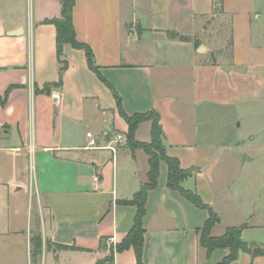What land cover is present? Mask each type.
<instances>
[{
	"label": "crops",
	"instance_id": "obj_1",
	"mask_svg": "<svg viewBox=\"0 0 264 264\" xmlns=\"http://www.w3.org/2000/svg\"><path fill=\"white\" fill-rule=\"evenodd\" d=\"M60 13V0H0V219L31 186L33 224L43 240L37 263L137 264L132 247L115 245L132 226L136 208L123 200L147 180L148 155L130 150L107 83L127 114H159L166 153L193 170L182 186L220 218L212 235L245 224L242 240L264 245L245 239L246 231L264 229V209L244 193L254 184L243 174L253 167L241 162L244 153L252 161L264 153V0H75V37L91 48L98 72L70 44L61 70L50 22ZM214 26L226 28L228 52L203 39ZM150 129V121L141 122L136 140L149 141ZM115 134L125 146L113 152L106 146ZM166 180L161 162L145 202L143 263L217 264L229 250L207 254L196 232L208 211ZM8 219L0 236L20 240L31 254L26 232ZM230 264H264V254L240 252Z\"/></svg>",
	"mask_w": 264,
	"mask_h": 264
},
{
	"label": "trees",
	"instance_id": "obj_2",
	"mask_svg": "<svg viewBox=\"0 0 264 264\" xmlns=\"http://www.w3.org/2000/svg\"><path fill=\"white\" fill-rule=\"evenodd\" d=\"M75 0H60L61 13L59 18L50 20L56 28V48L57 55L64 69L65 63L61 59L63 46L70 44L75 48H80L85 51L86 59L89 67L98 72L94 64V55L91 48L82 42H79L75 37V30L72 22V10ZM112 89L116 98V106L127 123V144L131 151L143 149L148 155V172L147 180L141 184L139 189L134 193L131 199L123 200V203L134 205L136 208L133 223L129 231L120 242L115 245L117 251H122L128 248H133L136 254L137 264H144L142 261V246L144 236L143 218L146 208L145 202L149 190L157 185L159 177V166L164 162L167 166L166 185L169 189L178 191L183 197L188 199L198 208H204L208 211V217L204 224L196 229L199 244L204 247L207 254H210L214 249L225 248L229 253L224 256L217 264H230L237 259L240 252H247L252 256L263 255L264 246L257 243H247L241 238V231L246 226H229L220 236H213L211 231L215 224L220 221L218 214L211 206L203 202L202 198L194 189H187L182 186V181L193 173L192 169L182 168L179 160L176 157L169 156L166 153L163 143V133L159 121V114L155 110H149L142 113L127 114L123 111L121 98L111 84L107 83ZM143 121L151 122L150 140L139 141L135 138V132ZM42 241L40 236H33L31 239V254L32 257L41 253ZM102 264V261L97 262Z\"/></svg>",
	"mask_w": 264,
	"mask_h": 264
},
{
	"label": "rangeland",
	"instance_id": "obj_3",
	"mask_svg": "<svg viewBox=\"0 0 264 264\" xmlns=\"http://www.w3.org/2000/svg\"><path fill=\"white\" fill-rule=\"evenodd\" d=\"M213 33H210L209 35H205L203 39L207 41L209 46L216 51L221 52H228V44H227V32L226 28L219 29V27H215L212 30ZM244 127H250L252 126V122L250 119L245 120L243 123ZM148 125H143L138 131V134L141 138H147L148 137ZM259 134L264 137V123L260 124L258 128ZM127 142V139H126ZM124 145L123 139L121 141H113V146L115 147L117 145ZM243 155V154H242ZM250 157H252L250 154H248ZM242 157V156H241ZM253 157L251 162L247 163L250 164L253 168L248 169L244 172L243 176L246 178H252V182L254 185L252 187L247 188L244 186V193H253L255 197L256 204H254V208L257 209H264V153L261 155H258V158H256L254 161ZM31 178V167H30V173H27V176ZM251 181V179H250ZM246 182V181H244ZM250 186V185H249ZM33 192L31 193V186L30 190H22L19 192V200L16 203H13L10 205V209L5 208L4 210V217L0 219V225L2 228H6L8 225L11 224L9 221V217L14 216L13 226H19L21 229L26 232L25 239L29 240L31 242V239L33 236H37L38 231L36 230V224H33L34 215L36 211L35 207V198L32 196ZM256 194V195H255ZM244 196V195H243ZM250 199V200H249ZM241 200L244 201V207H251L252 198H249L247 196H244L241 198ZM250 205V206H249ZM254 221V220H253ZM245 222L256 223L255 221L252 222L250 219H246ZM245 224L241 225L244 226ZM27 230L31 231V236L33 233V236H29L27 234ZM35 230V231H34ZM245 239L250 240L254 239L256 241L264 242V229L263 228H252L251 230H248L245 232ZM40 236V235H39ZM40 241L43 240L40 237ZM31 245V244H30ZM24 245L20 240L17 242L16 239L6 236H0V264H38L37 262L40 261V255H37L32 257V254L28 253L26 254L25 249L23 247ZM264 246V245H260ZM42 247V246H41ZM31 252V250H30ZM42 252V249H41Z\"/></svg>",
	"mask_w": 264,
	"mask_h": 264
},
{
	"label": "built area",
	"instance_id": "obj_4",
	"mask_svg": "<svg viewBox=\"0 0 264 264\" xmlns=\"http://www.w3.org/2000/svg\"><path fill=\"white\" fill-rule=\"evenodd\" d=\"M90 132L87 133V136H90ZM122 139H124V136L122 134H115V141H121ZM90 146L92 147H100V146H94V141H91ZM108 149H111L113 152H115V147L112 144H109L108 146H106Z\"/></svg>",
	"mask_w": 264,
	"mask_h": 264
},
{
	"label": "water",
	"instance_id": "obj_5",
	"mask_svg": "<svg viewBox=\"0 0 264 264\" xmlns=\"http://www.w3.org/2000/svg\"><path fill=\"white\" fill-rule=\"evenodd\" d=\"M16 33H17V31L12 32V34H16ZM251 159H252V157H250L248 154L244 153L241 157V162L244 163L246 160H251Z\"/></svg>",
	"mask_w": 264,
	"mask_h": 264
}]
</instances>
